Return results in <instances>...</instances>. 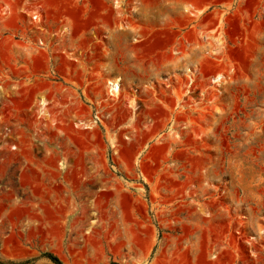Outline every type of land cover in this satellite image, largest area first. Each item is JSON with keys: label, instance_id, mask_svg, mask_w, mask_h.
<instances>
[{"label": "rangeland", "instance_id": "1", "mask_svg": "<svg viewBox=\"0 0 264 264\" xmlns=\"http://www.w3.org/2000/svg\"><path fill=\"white\" fill-rule=\"evenodd\" d=\"M30 1L83 39L2 68L0 264H264V0Z\"/></svg>", "mask_w": 264, "mask_h": 264}, {"label": "crops", "instance_id": "2", "mask_svg": "<svg viewBox=\"0 0 264 264\" xmlns=\"http://www.w3.org/2000/svg\"><path fill=\"white\" fill-rule=\"evenodd\" d=\"M27 3L26 0H0V51H7L6 55H2L0 52V76L4 66L16 67L26 64L24 63L26 54L34 53L39 49L37 48L39 39L48 41L47 49L50 54L55 51L58 53L66 52L68 46L72 44L77 48L83 39L81 31L72 37H67L64 26L51 27L47 25V14L43 3L34 4L29 0L30 9L26 7ZM37 10L42 11L40 14L44 15V18L46 17L43 24L46 32L55 33V37L44 36L43 32H38L35 29V23L30 17L33 13H38ZM106 36L108 39H112V29L108 30ZM106 53V56L112 59V50L109 51L107 47ZM59 58L65 66L60 70L58 80L52 81V84L42 90H34V93H48L50 102L54 105L58 102L64 108L67 106V101H70L76 109L81 103L80 93L85 90H82L79 80L70 78L68 60L64 57ZM75 60L79 61V59ZM97 73L98 71H94L93 74Z\"/></svg>", "mask_w": 264, "mask_h": 264}, {"label": "built area", "instance_id": "3", "mask_svg": "<svg viewBox=\"0 0 264 264\" xmlns=\"http://www.w3.org/2000/svg\"><path fill=\"white\" fill-rule=\"evenodd\" d=\"M44 17L41 15V14H34L32 16V21L33 22H38L40 24H42V27L39 28V30L41 32H43V34L47 33L46 32V28L45 26L43 25L44 23ZM55 34V33H53ZM48 36H51V34L47 33ZM38 44V47L39 49L43 50V51H46V49L48 48L49 44H48V41L47 40H44V39H39V41L37 42ZM49 73H47V75H43L44 77H50L52 79H57L58 77V73L56 72V69L53 67V65L51 64V68L48 69ZM54 81V80H53Z\"/></svg>", "mask_w": 264, "mask_h": 264}, {"label": "bare ground", "instance_id": "4", "mask_svg": "<svg viewBox=\"0 0 264 264\" xmlns=\"http://www.w3.org/2000/svg\"><path fill=\"white\" fill-rule=\"evenodd\" d=\"M110 88L112 90V94H118L120 92V87L117 83H111L110 82Z\"/></svg>", "mask_w": 264, "mask_h": 264}, {"label": "trees", "instance_id": "5", "mask_svg": "<svg viewBox=\"0 0 264 264\" xmlns=\"http://www.w3.org/2000/svg\"><path fill=\"white\" fill-rule=\"evenodd\" d=\"M49 258L52 260V261H54V262H56L57 264H59V261L56 259V258H54L53 256H49Z\"/></svg>", "mask_w": 264, "mask_h": 264}]
</instances>
